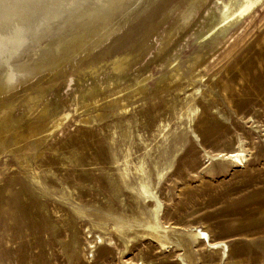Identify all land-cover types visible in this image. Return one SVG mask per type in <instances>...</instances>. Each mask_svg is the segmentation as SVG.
<instances>
[{"label": "rangeland", "instance_id": "374dc122", "mask_svg": "<svg viewBox=\"0 0 264 264\" xmlns=\"http://www.w3.org/2000/svg\"><path fill=\"white\" fill-rule=\"evenodd\" d=\"M187 1L155 0L88 54L0 96V264H264V0L208 38L207 13L222 0H198L188 20ZM120 56L126 67L109 84ZM172 63L182 70L173 83ZM196 73L204 75L190 122L198 136L177 118L188 90L176 89ZM68 112L54 131L42 127ZM124 130L134 162L121 181ZM238 143L243 165L205 157ZM142 161L152 185L163 170L156 190L173 247L136 236L123 252L121 238L93 224L148 211L133 192ZM195 227L223 241L225 261L190 235ZM98 233L106 245L91 247Z\"/></svg>", "mask_w": 264, "mask_h": 264}, {"label": "bare ground", "instance_id": "6f19581e", "mask_svg": "<svg viewBox=\"0 0 264 264\" xmlns=\"http://www.w3.org/2000/svg\"><path fill=\"white\" fill-rule=\"evenodd\" d=\"M154 1L0 0V96L3 97L14 90L26 78H31L36 74L52 69L57 70V68L71 62L79 54H88L112 34L119 32L128 22L143 14ZM260 1L222 0L217 13L211 11L207 13L209 20L204 38L211 37L233 25L254 10ZM197 2L198 0L187 1L188 5L182 12L184 19L188 20L189 17H192ZM116 16L118 18L115 20ZM126 59V56H120L113 60L111 69L113 75L110 77L109 84H114L116 80L120 79L123 69L126 67ZM92 67H89V70H93ZM170 67L174 68L169 76V82L173 83L175 81L174 77H179L182 70L173 63L170 64ZM93 75L95 76L97 73ZM203 79V74L196 73L189 79L187 85L190 88L185 89V86L176 88L178 93H184L188 90L185 94L186 98L185 95L183 96L185 100L177 118H187L189 130L195 136L199 134L196 133L195 128H192L190 122L194 119L197 108L195 100L203 96V84H196L195 81H202ZM145 80L146 77L140 78L139 85L131 88V92L134 94L141 92L145 87ZM121 90L119 89L118 92H121ZM7 108H11V103L7 104ZM79 108L80 106H77L76 109ZM40 109L42 108L40 107ZM123 110H126V108L124 107ZM46 111H48V105ZM68 114L69 112L61 117L58 115L50 117L49 121L52 120L53 123L46 122V119L45 123H42V127L50 125V131L48 132L50 133L61 126ZM82 120L87 121L86 118ZM168 132H170V128L163 133L165 141L168 140ZM48 133L44 134L43 139L46 138ZM130 137V132H123L126 146L130 142ZM126 148L122 154V161L120 162V159L116 161L121 181H125L131 167L130 164L134 162L129 152L130 148L128 149V146ZM205 157L207 159L228 160L231 164L240 166L245 164L247 159L246 147L238 143L235 148L229 151L209 152L205 150ZM134 169L139 180L133 192L135 196L141 197L146 202L148 211L144 213L145 215L140 212L139 215L130 217L116 216L112 226L103 225V221L102 223H94L93 228L100 232L107 230V233L109 232L121 238L124 243L123 252L128 248V241L135 239L136 236L151 240L162 248H172L170 235H168L172 229L162 221L161 201L156 190L158 183L163 179V170L157 168L154 174L155 182L152 185L149 177L145 174L143 161L139 164L134 163ZM33 177L38 178L36 174H33ZM190 235L198 242H206L207 239V244L212 249L219 251V260L223 259L225 261L227 259L228 253L225 254V257L223 256L225 244L222 240L211 239L207 231L198 227H195ZM103 239L104 237L98 233L94 240L89 241L90 246L94 248H96V245L105 246ZM107 239L111 243L112 238L110 235ZM138 264L146 263L140 260Z\"/></svg>", "mask_w": 264, "mask_h": 264}]
</instances>
